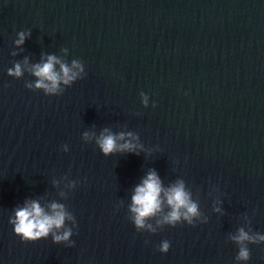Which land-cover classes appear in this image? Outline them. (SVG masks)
Here are the masks:
<instances>
[{"label": "clouds", "instance_id": "9594fccd", "mask_svg": "<svg viewBox=\"0 0 264 264\" xmlns=\"http://www.w3.org/2000/svg\"><path fill=\"white\" fill-rule=\"evenodd\" d=\"M30 35V31L19 32L15 44L19 47ZM56 65H59V71L56 70ZM28 70L37 80L34 85L26 84L25 86L31 90H43L45 95L53 96L62 93L61 84L71 86L78 78H82L81 73L84 72V67L76 60L68 66L55 55H48L46 62L32 65ZM8 74L16 78L21 77L23 75L21 64L16 63L8 70ZM88 135L84 133V138L87 139ZM125 135L136 139L132 133L114 135L108 129H104V132L96 139V143L104 155L115 152L135 153L136 145L131 140L122 144L118 143V140H125ZM65 150H67L66 145ZM131 199V222L137 232L145 230L154 234L158 228L175 227L181 223L195 226L201 217L199 206L192 200L191 194L185 190L183 181H177L175 185L165 190L155 171H150L142 183L136 186ZM165 206L168 209L166 212ZM215 210L219 211L218 208ZM66 220H74V217L67 211L65 205L53 202L46 210L38 201L32 200L26 201L23 207L14 209V215L9 218V223L14 226V233L23 242H35L51 235L54 243L72 247L74 242L70 238L73 232L71 228L65 227ZM153 220L155 227L150 223ZM228 239L238 247L235 260L247 262L251 255L248 245L264 243V234L240 227L235 234H230ZM169 248L170 242L164 240L158 250L167 253Z\"/></svg>", "mask_w": 264, "mask_h": 264}]
</instances>
